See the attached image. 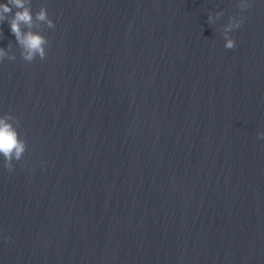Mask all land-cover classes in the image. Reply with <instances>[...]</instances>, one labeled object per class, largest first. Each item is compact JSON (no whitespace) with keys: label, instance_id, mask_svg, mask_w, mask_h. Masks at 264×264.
<instances>
[{"label":"clouds","instance_id":"clouds-1","mask_svg":"<svg viewBox=\"0 0 264 264\" xmlns=\"http://www.w3.org/2000/svg\"><path fill=\"white\" fill-rule=\"evenodd\" d=\"M238 7L243 11L249 7L245 0H241ZM13 9H15L13 14ZM8 21L10 30L15 36L16 42L21 49V58L24 61L32 62L37 57L41 60L47 56L46 47L49 44L48 39L41 34L38 29L40 24L49 29H54L55 24L49 18L47 10L41 7L33 15L31 9V0H7L6 3H0V23ZM209 23H212V17L209 16ZM243 24V17L235 19L229 17V22L224 28V37L226 49L235 47V40L229 36L234 29ZM10 50V49H9ZM7 56L9 60H15V55H8V52L0 47V62ZM20 127V121L12 114L0 116V156L3 157L4 167L11 171L14 168L13 161L23 159L27 149V141L22 139L17 129ZM259 138H264V133L258 134Z\"/></svg>","mask_w":264,"mask_h":264}]
</instances>
